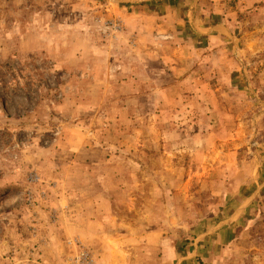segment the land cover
<instances>
[{
    "label": "rangeland",
    "instance_id": "obj_1",
    "mask_svg": "<svg viewBox=\"0 0 264 264\" xmlns=\"http://www.w3.org/2000/svg\"><path fill=\"white\" fill-rule=\"evenodd\" d=\"M0 264H264V0H0Z\"/></svg>",
    "mask_w": 264,
    "mask_h": 264
}]
</instances>
